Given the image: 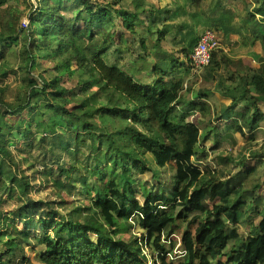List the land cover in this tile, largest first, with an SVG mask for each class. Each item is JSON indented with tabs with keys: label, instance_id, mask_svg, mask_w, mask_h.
<instances>
[{
	"label": "trees",
	"instance_id": "obj_1",
	"mask_svg": "<svg viewBox=\"0 0 264 264\" xmlns=\"http://www.w3.org/2000/svg\"><path fill=\"white\" fill-rule=\"evenodd\" d=\"M11 1L18 0H0V7ZM36 1L37 5L24 3L31 14L29 31L19 28L11 5L0 11L1 77L15 73L11 67L16 66L22 81L36 68L38 32L41 38L53 35L63 42L45 55L52 63L53 79L42 76L41 84L23 80L25 103H21L23 91L10 103L0 90V192L6 167L11 182L26 195L31 193L26 170H20L25 163L39 180L52 183L73 200L61 204L63 211L58 206L37 219L32 199L28 198L29 204L14 199L17 206L0 200V264H264V196L256 197L264 189V142L248 144L251 166L241 165L232 177L215 173L200 181L211 173L200 166L207 156L202 142L220 133V119L207 98L199 92V100L184 104L183 82H166L161 78L168 76L165 69L160 64L149 69L141 56L137 69L119 64L131 50L126 34L131 39L138 36L147 52L146 38L136 31L143 1H134L133 12L115 9L118 0ZM252 1L258 5L256 13L264 16V0ZM62 3H72V18L60 11ZM11 44L16 49L9 52L12 61H8L4 52ZM221 64L228 68L233 63L225 56L218 60L217 51L207 68L212 73ZM5 66L10 70L3 75ZM146 70L148 79L154 77L149 84L140 82ZM243 73H228L221 82L245 83L242 99L249 107L229 123L232 133L245 137L244 129L254 131L264 124V114L258 110L264 104V60L250 77ZM66 81L75 82L73 88L65 87ZM54 100L63 102L56 105ZM195 111L202 118L198 125L190 121ZM7 117H15V122L10 124ZM33 128L39 131L38 147ZM59 130L77 147L89 143L92 158L83 163L73 160L68 169L57 170L50 167L46 152L33 160L46 137H61ZM247 158L242 156L243 161ZM147 173L150 181L142 179ZM232 197L236 199L230 204ZM83 200L90 206L77 205ZM255 215L260 220L251 225ZM105 216L123 220L131 230H124L129 238L121 236L116 223L103 220ZM177 220L196 226L182 236L184 255L178 260L165 242ZM245 223L247 234L239 230Z\"/></svg>",
	"mask_w": 264,
	"mask_h": 264
},
{
	"label": "crops",
	"instance_id": "obj_2",
	"mask_svg": "<svg viewBox=\"0 0 264 264\" xmlns=\"http://www.w3.org/2000/svg\"><path fill=\"white\" fill-rule=\"evenodd\" d=\"M118 1L115 9L133 12L136 0ZM124 1L126 4H123ZM142 1L144 13L140 15L141 24L137 25L136 31L140 37L146 38L144 46L147 52L141 49L138 36L131 39V36L126 34L125 40L131 50L121 56L124 59L119 64L128 66V69L139 68L141 62L138 58L141 56L140 58H144L149 64L156 61L152 65L161 64V67L165 68L168 74L164 77L166 82L181 81L184 85L191 77L190 73L192 75L187 57L204 30H212L217 35L220 44L218 60L225 56L233 63L227 68L228 73L242 70L245 76L250 77L264 60V16L256 13L258 5L252 0ZM217 69L216 67L215 70ZM143 74L140 82L151 83L147 70ZM222 77L224 76L216 77L214 74L200 77L198 88L194 87L190 93H182V102H195L200 99L198 93L202 92L213 115L220 119L219 128H226L224 133H227V128L231 129L229 123L240 119L249 104L244 97L242 99L245 83L238 81L239 79L233 83L230 80L221 82ZM247 89L252 88L248 85ZM258 110L264 114V104H259ZM192 117L200 119L201 115L199 111H195L190 118Z\"/></svg>",
	"mask_w": 264,
	"mask_h": 264
},
{
	"label": "rangeland",
	"instance_id": "obj_3",
	"mask_svg": "<svg viewBox=\"0 0 264 264\" xmlns=\"http://www.w3.org/2000/svg\"><path fill=\"white\" fill-rule=\"evenodd\" d=\"M26 1L28 0H18L17 2L11 1L10 3H8V5H2L0 7V11L11 5L13 7L11 10V13H15L14 15L18 16L19 28L22 30L27 29V31H29L28 30L29 28L24 27L22 24L24 20L26 22L28 21L29 23V20H30L29 17L31 15V14H28L30 9L27 7V5L24 4L26 3ZM92 1L100 2V0H92ZM103 1L107 3L112 2V0H103ZM29 2L33 5H37L36 0H29ZM123 4H126V2L124 1ZM59 8H60V11H62V13L65 16L70 17V18L74 16L72 14L73 13L72 3H70L69 5H66V3L64 4L62 3V5H60ZM82 17H84V15ZM16 36L21 37L20 33H18ZM37 39H38V46H40V48L36 49L35 51L36 52L35 53L36 54V62H35L36 68L28 76L25 75L24 76L25 78L23 80L24 82H27V83L34 80V81H37L38 84H41L42 76L49 80L54 78V74L50 71L52 63L50 62V60L45 58V55L49 51L54 50L57 44L63 41L57 37H54L53 35L49 37L41 38V36L39 35V32L37 33ZM15 49L16 47L14 46V44H11V48L5 50L4 52L5 57L8 56L11 50L14 51ZM0 52H1V48H0ZM6 59L8 61H12V59H9L8 57ZM149 60H151V58H149ZM154 62L156 61H153L152 64H154ZM1 64H2V60H0V67L2 66ZM152 64H149V67ZM161 66L162 65L160 64V67ZM124 67L126 70L128 69V66L124 65ZM11 68L15 73H7L6 70H10V67L5 66V69L3 70V75L5 73L7 74H5V76H2V77L0 75V90H2V92L4 93L6 101L10 103H12L15 100V95L18 91L20 90L23 91L24 95H22L21 97V103H25L26 95L24 92H26L27 87L25 86V84L22 83L23 80L21 81L22 78H21V75L18 73L19 71L17 70V67L13 66ZM158 74H161V73H158ZM158 74H157V77H159ZM206 74L207 75L214 74L216 77L224 76V78H227L228 77L227 66L226 64H221L220 67L217 70H214V72L212 73L210 72V69L207 67L204 68L203 70L197 71L196 73L192 72V75L190 73L191 77L188 78L187 81L183 85V92L190 93L194 89V87L195 89L196 87L198 88L199 84L201 83L200 77L204 78ZM164 77L166 76L163 75L162 78ZM65 80L66 79H64L63 81ZM148 80L151 82L154 80V77L150 75ZM64 85L65 87L71 89L75 85V82L66 81ZM228 89H230V87ZM92 90L95 91V89H92ZM54 102H55L54 104L60 105L63 101L54 100ZM17 105L18 104L14 106H17ZM23 118H24V121L28 120L26 111L23 113ZM7 120L10 124H13L15 122V117H11V118L7 117ZM190 121H193L194 123L197 122V125H198L202 122V118L200 117L199 119V117L197 118L192 117L190 118ZM225 129H219L220 133L218 137L213 136L212 138L202 142V145H204L206 149L207 156L205 160H203V162H200L202 163L200 166L203 168H208L211 171V173L203 174L200 178L201 182L206 181L215 173H219L220 174L219 176L222 178L232 177L240 170L241 165L247 166V167L251 166L253 159L252 157L249 156L248 154L249 151L246 150V148L248 147V144L255 145V144H262L264 142V124L263 126L256 128L254 131H250L247 128L244 129L243 132L245 133V137H242L235 132L232 133V129H228V128H227L228 132L224 133ZM32 130H34L35 137H37V139H34L35 141L33 143L35 144L36 147H38L39 142H38L37 134H39L38 133L39 131L36 132L35 128H33ZM59 132H61L62 134L61 137L59 138L53 139V138L46 137L45 142L40 145L42 150L39 153L32 155L33 160L40 159L41 155L44 154V152H46L47 156H49L50 160L52 161V164L48 162L50 167H52L54 170H57L59 168L68 169L73 160L74 161L78 160L83 163L85 161H89L90 160L89 157L92 158L94 153H90V151L88 150L90 146L89 143L87 145L88 148L87 147H77L75 146V143L72 140L69 141L68 137H62L63 131L59 130ZM222 133L224 134L221 135ZM18 151L23 152V148L18 149ZM52 151L54 152V154H51ZM75 151L77 152L76 154H74ZM225 156L229 158L228 161L224 159L226 158ZM242 156L246 158L248 157L246 161L242 160ZM31 163H33V161H31ZM22 169L26 170V172L24 171V175L29 178L28 182L33 187L31 193L29 195H26L25 193L21 191L19 185L16 182L12 183L10 179L11 176L9 175V170L8 168L5 167L1 173L3 177L2 178L3 190L0 192V200L10 201L12 206H17L19 203H17L14 199L16 200L20 199L22 202H25L27 204H29L31 201V200L29 201L28 198L32 199V203L35 204L38 210V213L34 215V219H37L38 217H40L41 214L50 212L51 209H57L56 207L58 206H59L58 208L63 211L61 204L63 202H70L71 200H73V198L69 197L65 192H58L52 183H46L43 180L42 181L39 180L38 179L39 177L35 175L34 171L31 172L27 170V164L23 163L20 166V170ZM142 179L145 181H150L151 175L147 173L142 176ZM23 182H25L24 179H23ZM263 196H264V189H261L257 192L256 197H263ZM235 199H236L235 197H232L230 200V204H233L235 202ZM77 205L83 206V207L90 206L87 200L78 201ZM2 210L9 211L11 210V208L4 207ZM65 212H68V211H65ZM103 220L116 223L117 227L121 230L123 234L121 236L124 239L129 238V236L131 235V234L129 235L126 232L124 233L125 229L127 230V232H130L131 230L125 227V223L123 220H119L112 216H105L103 217ZM259 220H260V217L255 215L253 217L251 225H256ZM128 224H133V223L131 221H128ZM245 224L246 225H239V230L247 234V232H249V229H248L249 225L248 223H245ZM16 226L18 228H22V223L17 222ZM195 227H196L195 225L193 224L188 225L186 222L181 221V220H177L175 222L173 229L171 231V234L166 239L165 242L168 244L169 254H171L172 252H175L178 255L177 260L184 255V249L182 248L180 244L182 236L184 235L186 230L192 231L194 230ZM213 228H215V226H213ZM169 243L174 244L175 246L171 248L172 245ZM233 244L234 243H229L228 245L230 246ZM224 260L225 259H222V261Z\"/></svg>",
	"mask_w": 264,
	"mask_h": 264
},
{
	"label": "built area",
	"instance_id": "obj_4",
	"mask_svg": "<svg viewBox=\"0 0 264 264\" xmlns=\"http://www.w3.org/2000/svg\"><path fill=\"white\" fill-rule=\"evenodd\" d=\"M23 26L28 25V21L22 22ZM220 49L217 35L212 30H204L188 56V66L196 73L210 65L212 54Z\"/></svg>",
	"mask_w": 264,
	"mask_h": 264
}]
</instances>
